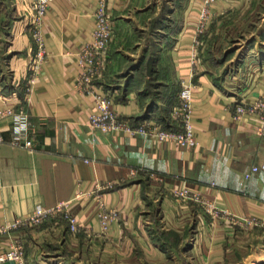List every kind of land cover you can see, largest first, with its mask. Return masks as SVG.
<instances>
[{
	"label": "crops",
	"instance_id": "0c3cea01",
	"mask_svg": "<svg viewBox=\"0 0 264 264\" xmlns=\"http://www.w3.org/2000/svg\"><path fill=\"white\" fill-rule=\"evenodd\" d=\"M30 1L0 0V106L23 108L34 126L27 135L32 148L0 143V225L35 207L70 200L78 226L72 231L65 220L50 219L3 233L0 251L18 235L31 264H165L176 260L174 252L177 264H264V169L251 171L264 163V135L247 114L234 118L237 101L250 103L264 93V55L245 54L220 82L200 58L191 74L192 43L180 33L195 22L202 0H105L113 36L106 70L93 89L110 92L121 117L168 126L180 82L192 84L193 133L200 146L101 132L88 124L91 98L73 86L97 0H50L43 25L46 53L26 91L34 58L26 24ZM244 1L215 0L211 12L219 19ZM0 127L5 138L12 136L9 119ZM180 180L263 225L242 229L212 219L196 203L172 195ZM97 196L117 212L106 233L95 214ZM169 231L184 236L187 247L165 246L158 235Z\"/></svg>",
	"mask_w": 264,
	"mask_h": 264
},
{
	"label": "built area",
	"instance_id": "2783aa9c",
	"mask_svg": "<svg viewBox=\"0 0 264 264\" xmlns=\"http://www.w3.org/2000/svg\"><path fill=\"white\" fill-rule=\"evenodd\" d=\"M215 0H202L200 12L193 24H189L181 30L180 36H190L191 47L188 51V62L191 74L195 71L198 61L196 45L197 37L202 33L206 24L213 16L211 7ZM50 0H31V14L26 18L28 32L30 34L34 58L27 78L26 91L30 90L40 71L41 63L45 56L43 25ZM113 36V24L110 13L106 8L105 0H97L94 11L93 29L91 39L85 42L79 49L77 71L75 74L74 89L87 94L92 100V108L88 114L90 128L101 132H121L128 135H143L161 142H172L182 147L197 148L200 142L193 133L192 123V84L180 82L177 92V102L169 112L170 125L163 126L158 121L141 118L133 120L121 117L112 106L110 92H98L93 89L92 83L100 80L107 66V51ZM247 114L254 122L259 135H264V93L254 101L244 103L237 101L234 105V118H240ZM9 119L12 127V136L5 138L0 127V143L6 142L13 146L32 148L33 142L27 135L34 132L28 114L23 108H15L13 104L6 103L0 106V122ZM264 169V163L253 165L251 171ZM133 174L134 170H130ZM108 184V183H107ZM107 184H104L107 185ZM95 185L96 189L101 188ZM81 194L80 190L74 194V198ZM89 194V193H88ZM172 195L181 201H192L212 219L226 221L239 225L242 229L263 223L249 216H239L233 210L223 207L212 198L205 195L202 190L188 185L180 180L173 188ZM95 214L98 218L100 231L106 233L109 230V222L117 216L116 209L108 207L102 197L97 196ZM62 219L68 222L72 231L77 229L78 221L70 212V200L60 202L52 207H35L26 215L16 217L11 222L0 225V234L10 233L28 226L41 224L45 220ZM12 260L17 264H31L27 262L24 251V242L18 235H11L6 246L0 251V262Z\"/></svg>",
	"mask_w": 264,
	"mask_h": 264
},
{
	"label": "rangeland",
	"instance_id": "374dc122",
	"mask_svg": "<svg viewBox=\"0 0 264 264\" xmlns=\"http://www.w3.org/2000/svg\"><path fill=\"white\" fill-rule=\"evenodd\" d=\"M237 8L239 9L219 19L213 15L197 37V56L215 82H220L228 70L231 73L236 71L245 54H249L250 58L259 53L264 55V0H245ZM158 237L164 241L165 246L180 245L177 251L183 250L189 243L185 241L184 236H179L173 231L163 232ZM79 240L80 243L83 242L82 238ZM174 255L176 260H169L165 264H177L180 259L176 252ZM86 256L87 254L81 255L82 260ZM90 256L91 261H97L96 254ZM74 258L77 259L78 255Z\"/></svg>",
	"mask_w": 264,
	"mask_h": 264
},
{
	"label": "water",
	"instance_id": "95a60500",
	"mask_svg": "<svg viewBox=\"0 0 264 264\" xmlns=\"http://www.w3.org/2000/svg\"><path fill=\"white\" fill-rule=\"evenodd\" d=\"M152 61H153V57L150 56L147 60V67H148V70L151 69V66H152Z\"/></svg>",
	"mask_w": 264,
	"mask_h": 264
},
{
	"label": "trees",
	"instance_id": "16d2710c",
	"mask_svg": "<svg viewBox=\"0 0 264 264\" xmlns=\"http://www.w3.org/2000/svg\"><path fill=\"white\" fill-rule=\"evenodd\" d=\"M176 234V233H175Z\"/></svg>",
	"mask_w": 264,
	"mask_h": 264
}]
</instances>
